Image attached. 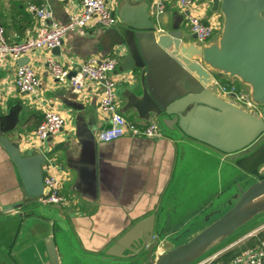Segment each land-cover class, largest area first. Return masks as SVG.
Masks as SVG:
<instances>
[{"label": "water", "instance_id": "95a60500", "mask_svg": "<svg viewBox=\"0 0 264 264\" xmlns=\"http://www.w3.org/2000/svg\"><path fill=\"white\" fill-rule=\"evenodd\" d=\"M152 3L119 1L113 14L120 22L99 27L103 48L96 57L103 60L122 52L115 72H132L137 79L120 92L125 102L118 110L124 117L134 115L138 124L154 121L159 136L123 127L121 136L103 140V132L116 125L100 111L102 90L88 106L70 104L77 110L73 139L55 141L50 136L41 151L23 153L22 138L6 136L16 130L24 104L0 116V145L16 178V196L0 209V216L14 213V219L24 221L13 259L23 250L22 255L37 264H202L264 224V0H195L197 7H208L209 16H220V30L206 43L186 32L188 12L179 10L176 0L168 6L170 23L162 32ZM52 53L61 55V46ZM28 61L22 58L20 64ZM226 79L236 80L249 100L224 91ZM128 139L165 154L175 141L182 167L189 161L190 146L213 154L216 161L205 183V192L214 196L210 207L177 218L176 211L162 204L158 213L157 204L138 211L132 205H101L97 194L105 164L100 152ZM57 158L65 175L63 192L77 208L87 204L102 214L103 221L86 227L85 235L71 211L54 216L60 227L55 231L53 220L42 211L51 205L38 203L49 193L45 167ZM242 160L248 169L239 165ZM25 227L43 230L42 236L25 234L24 239Z\"/></svg>", "mask_w": 264, "mask_h": 264}, {"label": "crops", "instance_id": "0c3cea01", "mask_svg": "<svg viewBox=\"0 0 264 264\" xmlns=\"http://www.w3.org/2000/svg\"><path fill=\"white\" fill-rule=\"evenodd\" d=\"M119 1L121 0L112 1L113 11L116 10ZM126 1L130 4H136L144 0ZM157 1L152 0L153 15L161 21L160 30L165 32V27L170 23L168 6L174 0H163L167 9L162 15H156L155 13L154 5ZM176 1L178 2V0ZM31 4H47L53 11L55 21L59 24L67 23L71 14L80 12L82 8V0H0V28L4 30V35L8 42L18 43L35 34L34 32L39 22L36 16L28 9ZM177 5L179 10H182L179 2ZM198 9L202 17L207 16L208 18L207 6L204 5ZM214 17L218 18L220 22L219 14H213L205 21L213 20ZM184 27L187 33H192L189 30L188 23L185 22ZM102 48L103 37L101 29H99V26L91 25L83 29L82 32H75L66 36L61 46V55L57 56L63 63L67 64L71 60L78 62L90 56H99V54H102ZM48 53L46 50H36L27 56L29 63L34 65L41 79L40 91L37 96L21 94L15 86V70L17 66L21 65L20 60L15 62L9 56L0 57V116L5 114L10 107L24 104L21 120L16 130L6 134L12 140L18 141L19 137L22 138L23 153L26 150L29 152L42 150L43 146L39 149L33 144V133L39 125L37 122L38 116L43 120L45 110L60 112L68 119L66 127L54 135L55 141L73 139L77 110L70 104L82 103L88 106L94 99L95 94L103 89L100 84L87 79L82 81L80 90L72 88L71 83L73 85V82L71 78L66 82H58L48 72L46 64ZM117 54L121 57L122 52L114 51L112 55ZM73 73L74 75L72 76L77 75V71H73ZM115 78L119 81L117 94L121 106L124 104L125 99L120 92L126 85L134 86L137 77L132 72H115ZM231 80L236 83V80ZM126 117L130 120L134 119V115L131 113H128ZM132 141V139L124 140L113 146L111 150L105 149L100 152L103 157L102 163L105 164L103 178L99 180V192L97 194V199H99L101 205H132V210L138 211L144 206L157 204L155 212L158 213L162 204L168 210L176 211L177 218L182 217L184 214H192L195 210L200 213L210 207L209 202L214 196H212V192H205V189L208 188L205 183L208 180L210 166L216 161L213 154L200 147L190 146L189 161L182 167L178 162L179 150L175 141L171 140L172 143H169V146L166 147V154L155 151L152 148L153 146L148 147V144L144 141ZM55 161L61 167V159L57 158ZM239 165L244 169H248L246 160L240 161ZM61 172L64 180L65 175L63 171ZM15 189L16 178L12 164L7 153L0 145L1 210L6 203H9L11 196H16L14 194ZM172 206L175 207L170 209ZM51 207H49V210H42L46 211V218L53 220L54 216H58V213L67 216L68 212L71 211L79 233L84 235L86 234L84 230L86 227H91L92 223L103 221L102 214L95 213L91 205L84 204L83 207L77 208L76 203L71 202L67 207L56 205ZM181 208L184 211L178 215ZM14 216V213L0 216V264H37L32 257L23 256V250L16 254V259L11 257V252L15 247L24 222L23 218L16 220ZM112 220L118 222L117 217ZM53 222L54 230L59 231L60 227L57 226V222L55 220ZM102 228H104V223L99 225L98 230ZM42 232L43 230L41 231L40 229L36 230L34 228L31 230L25 227L22 234L25 239V234L27 236L28 234L42 236ZM252 232L246 238L228 247L217 256L212 257L207 264H230L233 261V254L228 251L233 248L239 249L241 246L249 247L256 244L257 241L263 240L264 224ZM226 252L228 253L225 254Z\"/></svg>", "mask_w": 264, "mask_h": 264}, {"label": "built area", "instance_id": "2783aa9c", "mask_svg": "<svg viewBox=\"0 0 264 264\" xmlns=\"http://www.w3.org/2000/svg\"><path fill=\"white\" fill-rule=\"evenodd\" d=\"M113 0H82L81 11L71 14L69 21L59 24L54 19V14L47 4H31L28 9L33 13L38 26L35 34L18 43H10L4 35V30L0 28V57H11L15 62L22 58H27L29 54L36 50H46V64L48 72L52 78L58 82H66L71 78L73 85L80 90L82 81L98 83L102 86V95L99 108L103 116L114 120L115 127L103 132V140L115 139L122 135L123 127L130 132L141 133L146 136H159L158 126L152 121L149 125L138 124L133 120L124 117L119 112V96L117 94L118 81L115 78V71L119 65L120 57L111 55L103 60L96 56L76 62L75 60L63 63L60 58L52 53L56 47L62 43L70 31L85 29L94 25L102 28H112L119 24V18L113 14ZM182 10L188 11L186 23L189 30L197 35L200 42H206L218 32L220 22L205 21L199 12V7L195 5V0H178ZM167 6L163 0H158L154 5L156 15L166 12ZM75 67H77L75 69ZM73 71H77L76 76L70 77ZM15 86L24 95L37 96L40 91L41 79L33 64L29 61L17 66L15 70ZM222 88L226 92H235L239 98L248 101L249 98L238 86L228 88L224 83ZM68 119L60 112L45 110L44 118L33 133V144L41 149V146L50 137L63 130ZM61 167L55 160H49L45 167L44 184L49 189L47 195L41 196L38 203L42 205L69 206L71 200L62 190ZM207 260L202 264H207ZM230 264H264V240L258 245L250 247L233 259Z\"/></svg>", "mask_w": 264, "mask_h": 264}, {"label": "trees", "instance_id": "16d2710c", "mask_svg": "<svg viewBox=\"0 0 264 264\" xmlns=\"http://www.w3.org/2000/svg\"><path fill=\"white\" fill-rule=\"evenodd\" d=\"M41 121H42V118L41 117H39L38 116V120H37V122L40 124L41 123ZM37 128V127H36ZM263 240H264V238H262ZM263 240H261V241H263ZM248 241V240H247ZM246 241V242H247ZM261 241H257V243L256 244H254V245H252V246H246V247H239V249L238 248H233V249H231V250H229L228 252H230V254H233V258H232V260L234 259V258H236L238 255H240L245 249H247V248H250V247H253V246H256V245H258ZM243 244H246V243H243ZM228 252H226L225 254H227Z\"/></svg>", "mask_w": 264, "mask_h": 264}, {"label": "rangeland", "instance_id": "374dc122", "mask_svg": "<svg viewBox=\"0 0 264 264\" xmlns=\"http://www.w3.org/2000/svg\"><path fill=\"white\" fill-rule=\"evenodd\" d=\"M218 20V18H215L214 17V19L212 20V21H215V20ZM118 55V54H117ZM119 56V55H118ZM125 81H126V79H124ZM119 82V81H118ZM224 85H226L228 88H230L232 85L233 86H236V83L234 82V81H232L231 79H226V80H224ZM252 180H250V182H251Z\"/></svg>", "mask_w": 264, "mask_h": 264}, {"label": "bare ground", "instance_id": "6f19581e", "mask_svg": "<svg viewBox=\"0 0 264 264\" xmlns=\"http://www.w3.org/2000/svg\"><path fill=\"white\" fill-rule=\"evenodd\" d=\"M113 12H114V11H113ZM209 40H210V39H209ZM209 40H208V41H209ZM208 41H206V42H208ZM206 42H201V43H206ZM236 86H237V83H236ZM244 93H245V92H244ZM246 95H247V93H246ZM247 96H248V95H247ZM119 106H120V104H119ZM247 249H249V248H247ZM245 250H246V249H245ZM245 250H244V251H245Z\"/></svg>", "mask_w": 264, "mask_h": 264}]
</instances>
